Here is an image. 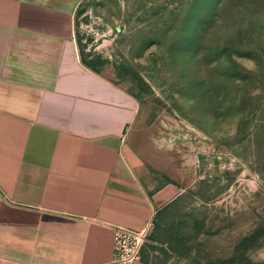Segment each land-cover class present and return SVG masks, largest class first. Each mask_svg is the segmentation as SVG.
<instances>
[{
  "label": "rangeland",
  "instance_id": "374dc122",
  "mask_svg": "<svg viewBox=\"0 0 264 264\" xmlns=\"http://www.w3.org/2000/svg\"><path fill=\"white\" fill-rule=\"evenodd\" d=\"M81 58L139 101L133 136L180 194L146 264H264V0H81Z\"/></svg>",
  "mask_w": 264,
  "mask_h": 264
},
{
  "label": "crops",
  "instance_id": "0c3cea01",
  "mask_svg": "<svg viewBox=\"0 0 264 264\" xmlns=\"http://www.w3.org/2000/svg\"><path fill=\"white\" fill-rule=\"evenodd\" d=\"M80 2L0 0V264H104L114 225L180 194L134 139L136 96L82 62Z\"/></svg>",
  "mask_w": 264,
  "mask_h": 264
},
{
  "label": "built area",
  "instance_id": "2783aa9c",
  "mask_svg": "<svg viewBox=\"0 0 264 264\" xmlns=\"http://www.w3.org/2000/svg\"><path fill=\"white\" fill-rule=\"evenodd\" d=\"M151 225L152 221L137 230L114 225L112 258L104 264H137Z\"/></svg>",
  "mask_w": 264,
  "mask_h": 264
},
{
  "label": "trees",
  "instance_id": "16d2710c",
  "mask_svg": "<svg viewBox=\"0 0 264 264\" xmlns=\"http://www.w3.org/2000/svg\"><path fill=\"white\" fill-rule=\"evenodd\" d=\"M82 62L90 67L94 71H99L100 67H102L106 61L102 59L100 56L97 57H91L90 59H83L81 58ZM164 208H161L156 211L153 222H158V219L162 212L164 211ZM261 230H258L254 233H252L249 236H246L243 238L239 243L238 246L236 247V250L234 254L222 261H220L219 264H250V260L247 256H244L245 250L248 249L254 240L258 238L260 235ZM159 248V243L157 239L155 238V235L153 233H149V235L146 237V240L144 242L141 254L145 256V252L148 253L150 251H154Z\"/></svg>",
  "mask_w": 264,
  "mask_h": 264
}]
</instances>
